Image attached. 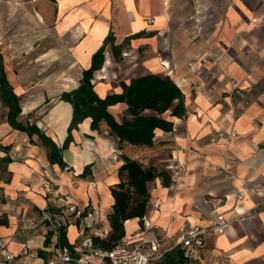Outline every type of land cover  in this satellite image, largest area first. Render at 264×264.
Instances as JSON below:
<instances>
[{
	"label": "crops",
	"instance_id": "obj_1",
	"mask_svg": "<svg viewBox=\"0 0 264 264\" xmlns=\"http://www.w3.org/2000/svg\"><path fill=\"white\" fill-rule=\"evenodd\" d=\"M105 41L102 68L109 55L110 63L92 80L101 98L155 74L180 87L187 112L163 113L173 128H156L150 146L120 145L107 122L92 129L87 117L72 130L61 165L50 162L38 134L10 123L0 96V215L8 219L0 225V264L26 252L31 264H47L62 232L66 244L77 241L83 219L52 226L58 207L46 196L45 178L95 211L87 230L106 237L124 156L160 173L148 183L146 218L125 221L133 244L157 236L161 257L185 256L183 230L211 225L219 212L231 225L208 235L188 264H264V0H0V51L20 98L17 121L36 124L61 147L74 114L61 97L80 85ZM235 87L245 99L231 97ZM127 108L119 101L108 109L122 122Z\"/></svg>",
	"mask_w": 264,
	"mask_h": 264
},
{
	"label": "trees",
	"instance_id": "obj_2",
	"mask_svg": "<svg viewBox=\"0 0 264 264\" xmlns=\"http://www.w3.org/2000/svg\"><path fill=\"white\" fill-rule=\"evenodd\" d=\"M108 39L110 37L106 40ZM107 46L108 43L105 41L93 54L91 67L84 70L80 85L70 92L63 93L61 97L74 108L69 134L61 147L36 124L24 126L17 121L22 111L20 98L14 93V88L7 79L4 57L0 51V96L9 106V121L15 128L26 131L31 138L33 134H38L47 148L51 163L65 164L63 150L68 148L73 140L72 130L87 117L92 118V129L98 130L102 121L107 122L111 132L119 136L120 145L130 143L150 146L153 144L156 128L168 130L173 128V122L167 120L163 113L172 107V115L183 116L187 112L185 95L180 87L170 77L155 74L132 79L130 84L122 82L123 91L120 94L101 98L96 93L92 80L95 71L101 69L104 64ZM119 101L128 104L122 122H119L108 109L110 105ZM146 109H152L156 113L146 114L144 113ZM123 159L124 163L118 170L120 181L111 188L115 199L113 212L109 215L112 230L104 238L94 236L95 244L103 248H111L125 237L126 220L143 218L149 212L148 183L160 174L155 166H146L128 156H124ZM7 223V216L0 215V225ZM46 242L48 243V238ZM61 242L63 244L68 242L64 232L61 233ZM170 264H188V259L179 251L178 258L175 257Z\"/></svg>",
	"mask_w": 264,
	"mask_h": 264
},
{
	"label": "built area",
	"instance_id": "obj_3",
	"mask_svg": "<svg viewBox=\"0 0 264 264\" xmlns=\"http://www.w3.org/2000/svg\"><path fill=\"white\" fill-rule=\"evenodd\" d=\"M153 21V18L149 20L150 23ZM230 95L238 100L245 99V93L240 87L233 88ZM42 186L46 190V196L52 198L58 207L56 215L49 216L52 226L61 222L67 223L72 217L83 219L82 224L79 226L77 241L72 245H60L55 257L47 261V264H150L163 256L162 240L157 236L140 237L139 242L133 244L125 235L111 248L96 245L94 242L95 234L87 230L88 227L92 226L91 219L94 218L95 211L87 210V206L79 203L71 192L58 191L57 183L53 180L43 179ZM243 197L244 193L240 191L238 198L242 199ZM158 207L159 202H156L154 208L157 209ZM147 214L143 217L144 219ZM57 218L58 221H56ZM230 225L231 221L228 217L217 212L211 225L187 226L179 239V244L183 247L185 256L187 258L198 256V251L206 246L208 235L223 234ZM7 259L14 261V264H31L32 254L26 252L18 260H15L13 255H8ZM215 264H219V261H216Z\"/></svg>",
	"mask_w": 264,
	"mask_h": 264
},
{
	"label": "bare ground",
	"instance_id": "obj_4",
	"mask_svg": "<svg viewBox=\"0 0 264 264\" xmlns=\"http://www.w3.org/2000/svg\"><path fill=\"white\" fill-rule=\"evenodd\" d=\"M110 55L107 57V61L105 63V66L104 68H101L99 71H97V77L100 78V75H103L104 72L107 70L108 66H109V63H110ZM37 59H40V57L38 56ZM36 60V59H34ZM24 107H25V110H27L29 108V106L25 103L24 104Z\"/></svg>",
	"mask_w": 264,
	"mask_h": 264
},
{
	"label": "rangeland",
	"instance_id": "obj_5",
	"mask_svg": "<svg viewBox=\"0 0 264 264\" xmlns=\"http://www.w3.org/2000/svg\"><path fill=\"white\" fill-rule=\"evenodd\" d=\"M109 51L111 53L110 49H109ZM162 247H163V244H162ZM171 259H172V256L161 257L159 259L154 260L151 264H170L173 261L174 258L172 260Z\"/></svg>",
	"mask_w": 264,
	"mask_h": 264
}]
</instances>
